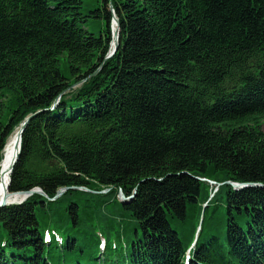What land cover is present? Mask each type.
<instances>
[{"label":"trees","instance_id":"obj_1","mask_svg":"<svg viewBox=\"0 0 264 264\" xmlns=\"http://www.w3.org/2000/svg\"><path fill=\"white\" fill-rule=\"evenodd\" d=\"M33 114L9 192H92L2 209L0 264H183L201 215L190 264H264V188L199 179L264 185V0H0V161Z\"/></svg>","mask_w":264,"mask_h":264},{"label":"water","instance_id":"obj_2","mask_svg":"<svg viewBox=\"0 0 264 264\" xmlns=\"http://www.w3.org/2000/svg\"><path fill=\"white\" fill-rule=\"evenodd\" d=\"M110 10L113 12V22L115 23V25L117 26L116 30L113 31V35H112V40H115V46L114 48H112V50L110 51L109 55L106 57L107 58H110V56H112L115 51L117 50L118 46H119V21L114 13V10L112 8V5L110 4ZM35 115H30L29 117H27L23 122L22 124L20 125V128L19 130L17 131V134H18V144H17V152L14 156V158L12 159L11 161V166H10V173L12 172L13 170V167L15 166V164L17 163L18 161V156H19V153H20V144H21V137H22V134L25 130V128L27 127V124L28 122L34 117ZM211 183H214V182H211ZM227 184H231L233 186L234 189L236 190H240V189H243V188H251V187H261V188H264V185H261V184H254V183H247V184H238V183H232V182H227ZM69 190H83V191H87V192H90L89 190L83 188V187H64V188H61L60 190L57 191L55 197L52 199V200H55L57 198H59L61 195H63L66 191H69ZM109 190H105V191H102L101 193H106L108 192ZM39 194L43 197H46V195L43 193V191L40 189V188H35V189H32V190H29V191H18V192H7L5 194V196L2 198V200L0 201V211L6 207H9V206H12V205H19L21 204L27 197L31 196L32 194ZM136 194V191L134 192L133 195H131L130 197H125V195L123 194V192L120 190L119 191V195H118V200L123 203V204H126L130 201H132L134 199V196ZM20 197V201L19 202H13V198L14 197Z\"/></svg>","mask_w":264,"mask_h":264},{"label":"bare ground","instance_id":"obj_3","mask_svg":"<svg viewBox=\"0 0 264 264\" xmlns=\"http://www.w3.org/2000/svg\"><path fill=\"white\" fill-rule=\"evenodd\" d=\"M116 27L117 26L114 23V30H116ZM114 46H115V40H112L110 42V50H112ZM17 144H18V134L15 133L7 140L4 150L2 152V159L0 162V201L5 196V194L9 192L10 166H11V161L17 152ZM20 199H21L20 197L16 196L13 198V202L15 203L19 202Z\"/></svg>","mask_w":264,"mask_h":264},{"label":"rangeland","instance_id":"obj_4","mask_svg":"<svg viewBox=\"0 0 264 264\" xmlns=\"http://www.w3.org/2000/svg\"><path fill=\"white\" fill-rule=\"evenodd\" d=\"M84 12H86V9L83 10ZM113 26V25H112ZM263 130H264V127H263Z\"/></svg>","mask_w":264,"mask_h":264}]
</instances>
